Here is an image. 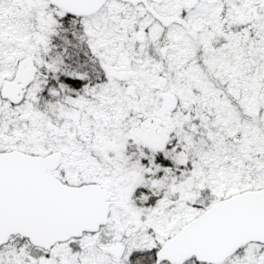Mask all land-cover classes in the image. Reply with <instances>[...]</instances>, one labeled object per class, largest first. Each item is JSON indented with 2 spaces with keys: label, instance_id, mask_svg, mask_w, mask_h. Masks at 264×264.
Instances as JSON below:
<instances>
[{
  "label": "snow or ice",
  "instance_id": "1",
  "mask_svg": "<svg viewBox=\"0 0 264 264\" xmlns=\"http://www.w3.org/2000/svg\"><path fill=\"white\" fill-rule=\"evenodd\" d=\"M0 264H264V0H0Z\"/></svg>",
  "mask_w": 264,
  "mask_h": 264
}]
</instances>
